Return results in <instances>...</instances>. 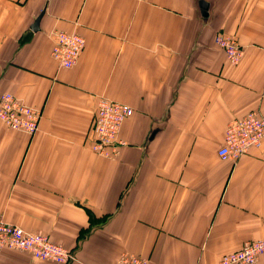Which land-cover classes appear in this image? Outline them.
<instances>
[{"label":"crops","instance_id":"obj_1","mask_svg":"<svg viewBox=\"0 0 264 264\" xmlns=\"http://www.w3.org/2000/svg\"><path fill=\"white\" fill-rule=\"evenodd\" d=\"M201 1L0 0V95L42 111L34 135L0 120V221L72 249L70 264H219L264 240V143L218 155L230 121L264 115V0H203L206 16ZM54 30L85 37L74 67L52 57ZM218 32L243 46L237 65ZM102 98L133 108L114 158L90 146ZM0 264L57 263L5 249Z\"/></svg>","mask_w":264,"mask_h":264},{"label":"built area","instance_id":"obj_2","mask_svg":"<svg viewBox=\"0 0 264 264\" xmlns=\"http://www.w3.org/2000/svg\"><path fill=\"white\" fill-rule=\"evenodd\" d=\"M51 54L61 68L76 65L86 46V39L77 32L54 30L51 34ZM215 43L222 48L228 60L237 65L243 58L244 49L237 37L218 32ZM133 112L128 104L107 98L98 101L97 116L91 133V149L97 154L116 157L126 141L120 137L124 121ZM42 111L24 103L12 92L0 95V120L8 127L34 135L39 130ZM264 143V115L252 109L241 118L230 121L225 141L218 149L223 160H237L253 147ZM5 249L27 252L34 259L57 264H70L75 252L51 240L46 234L33 233L21 226L0 221V251ZM264 253V240H249L243 247L225 254L219 264H258ZM113 264H152L148 258L132 252H123Z\"/></svg>","mask_w":264,"mask_h":264},{"label":"water","instance_id":"obj_3","mask_svg":"<svg viewBox=\"0 0 264 264\" xmlns=\"http://www.w3.org/2000/svg\"><path fill=\"white\" fill-rule=\"evenodd\" d=\"M208 2L206 1H201V7H202V12L203 14L206 16L208 13H207V9H208ZM45 11H42V13L36 18V20L34 21V23L32 24L31 26V29L33 31H39L40 30V24H41V20H42V17L44 15ZM155 133H153L152 136H154Z\"/></svg>","mask_w":264,"mask_h":264}]
</instances>
